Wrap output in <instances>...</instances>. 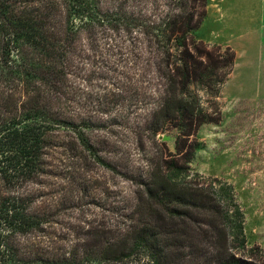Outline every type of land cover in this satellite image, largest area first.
Returning a JSON list of instances; mask_svg holds the SVG:
<instances>
[{"label": "trees", "instance_id": "1", "mask_svg": "<svg viewBox=\"0 0 264 264\" xmlns=\"http://www.w3.org/2000/svg\"><path fill=\"white\" fill-rule=\"evenodd\" d=\"M207 4L0 0V264H264L247 245L233 186L189 178L197 132L220 121L214 100L236 57L196 37ZM102 42L118 48L122 65ZM96 73L109 89L93 97L84 81ZM118 127L145 154L141 188L120 201L103 189L104 205L111 195L122 202L111 219H82L80 208L78 222L57 233L69 206L44 198L47 155L67 150L77 169L90 161L131 178L122 172L132 171L130 150L116 161ZM173 129L174 152L157 139ZM81 189L73 206L85 205Z\"/></svg>", "mask_w": 264, "mask_h": 264}, {"label": "rangeland", "instance_id": "2", "mask_svg": "<svg viewBox=\"0 0 264 264\" xmlns=\"http://www.w3.org/2000/svg\"><path fill=\"white\" fill-rule=\"evenodd\" d=\"M230 1L242 0H208L207 15L195 31L196 37L205 43L220 45L223 49L229 46L236 57L231 74L214 100V106L220 112V121L205 123L197 132V147L189 165V178L209 187H218L217 181L233 186L236 201L244 212L247 245L258 247L264 254V9L256 10L255 14L252 10L246 13L239 9L234 11L235 18L232 19V14L228 13L232 11H227L225 6ZM113 43L116 44V41ZM103 46L104 51L109 52V45L102 42ZM109 54L115 63L122 65L118 48L111 49ZM91 63L85 65L87 71L84 76L93 73L102 64L99 58ZM97 76L96 73L92 77V82L84 81L86 90L93 97H97V93L103 95L109 89H105L106 84L99 81ZM200 94L204 105L208 107L210 102H207L206 93ZM111 97L112 91L109 92ZM177 133L173 129L158 134L157 139L165 141L174 152ZM117 135V149L120 152L116 161H120L121 156L126 157L124 150H130L132 171L122 172L128 173L131 178L106 170L96 162L93 164L88 161L84 169H77L81 161L72 158L67 150H50L46 157L49 173L43 177L42 193L45 199L56 205L65 199L69 206L66 214L60 216L62 223L55 226L57 233H65L71 221L78 222L77 217L82 212L80 208L84 209L82 219L100 220L101 216L111 219L114 215L109 209L122 202H115L111 195L108 200L110 204L104 205L103 189L113 190L115 195L118 192L116 198L120 201L123 195L141 188L137 182L145 173V154L127 129L118 127ZM68 138L65 140L68 141ZM146 144L151 148L150 142L146 141ZM81 188L87 194L83 200L85 205L73 206L80 203L78 193H82Z\"/></svg>", "mask_w": 264, "mask_h": 264}, {"label": "crops", "instance_id": "3", "mask_svg": "<svg viewBox=\"0 0 264 264\" xmlns=\"http://www.w3.org/2000/svg\"><path fill=\"white\" fill-rule=\"evenodd\" d=\"M226 9L227 11H232V12H228V13H231L232 15L230 16L233 17L232 19L235 18V14L234 11H239V9L241 10H245V12L247 10H252L253 13L255 14L256 10L258 11L259 9H264V0H248V2L246 3L245 0H242L240 2L238 1H230L229 4H226ZM214 7V6H213ZM247 13V12H246Z\"/></svg>", "mask_w": 264, "mask_h": 264}]
</instances>
